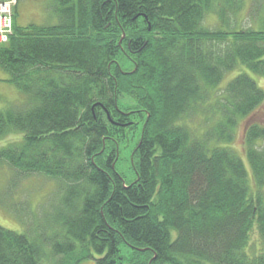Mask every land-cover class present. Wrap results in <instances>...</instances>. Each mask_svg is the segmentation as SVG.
Wrapping results in <instances>:
<instances>
[{
    "label": "trees",
    "instance_id": "obj_1",
    "mask_svg": "<svg viewBox=\"0 0 264 264\" xmlns=\"http://www.w3.org/2000/svg\"><path fill=\"white\" fill-rule=\"evenodd\" d=\"M245 2L56 0L57 24L24 28L15 8L0 68L23 102L0 110V139H23L0 149V169L59 180L50 221L61 231L0 225V264H43L61 253V264H117L125 244L156 256L155 264H264V251L246 253L254 227L264 242V149L253 147L264 127L247 132L255 193L243 159L210 146L262 104L263 90L247 73L234 78L218 100L223 120L202 140L179 123L238 65L264 76V32L236 30ZM213 14L217 30L205 23ZM121 55L132 71L122 70ZM122 92L137 98L144 118L133 184L113 168L111 145L117 149L135 115L120 111Z\"/></svg>",
    "mask_w": 264,
    "mask_h": 264
},
{
    "label": "rangeland",
    "instance_id": "obj_2",
    "mask_svg": "<svg viewBox=\"0 0 264 264\" xmlns=\"http://www.w3.org/2000/svg\"><path fill=\"white\" fill-rule=\"evenodd\" d=\"M55 7L56 0H18L15 24L22 28L33 23L38 25L57 24L58 19ZM235 22L239 24L236 30L253 29L259 31V33L264 32V0H246ZM205 23L212 30L218 29V17L215 14L207 16ZM117 60L120 62L124 72L133 70V65L128 57L121 55ZM238 66L234 71L226 73L215 88L210 89V93L204 102H200L191 111L190 115L180 120L179 123L186 125L196 135V139L202 140L204 138L203 134L216 130L219 121L223 120V116L219 114L217 107L219 104L218 100L223 97L226 86L234 78L247 73L257 82L264 93V76L251 73L244 66ZM8 79L9 75L0 68V110L10 106H18L23 102L22 96L20 97L18 90L8 82ZM117 102L122 113L127 114L125 112L131 110L132 112L130 113H135V115L132 117V121L125 125L129 127H124L125 130L121 131L124 134V138L117 137L119 139L117 149L111 145L117 151L113 153L115 158L113 168L126 183L133 184L137 181L136 164L138 160L135 159L137 157L135 152L140 143L144 125V118L139 116V110L142 105L135 96H130L128 93L123 92L118 95ZM113 120V123L120 121V119L116 118ZM133 124H136V126L132 127ZM255 125L264 127V100L253 113L247 116H238L234 119V124L230 126V134L224 136V139L221 137L219 140H214L210 145L211 148L217 144L221 147L230 148L243 159L249 175V185L254 193L257 191V186L247 156V144L250 140H248L247 132ZM22 139L23 134L21 133L7 135L5 138L0 139V149ZM255 140L253 147L264 149V136ZM108 147V150L112 151L109 144ZM105 148L104 146V150ZM109 151L105 155L106 158L111 154ZM60 190L59 180L54 177L39 172L21 175L18 174V171L5 165L0 169V225L21 234L37 235L45 233V235L49 236L53 230L57 234V231H61L59 228L61 224L57 220H54V224H52L50 218L53 215L54 217L57 216L59 202L62 198ZM16 211L17 213H15ZM173 235L175 236V232ZM263 251L264 242L257 228L254 227L250 234V242L246 248V253L252 258ZM140 255H143L142 258ZM64 256L63 253L54 255L50 260L44 261L43 264H61L65 260ZM134 259H137L136 263L140 264L142 262L149 264L152 260L148 254L142 253V249H139V247L131 244L122 245L117 264L133 263ZM81 264L95 263L91 260H85Z\"/></svg>",
    "mask_w": 264,
    "mask_h": 264
},
{
    "label": "built area",
    "instance_id": "obj_3",
    "mask_svg": "<svg viewBox=\"0 0 264 264\" xmlns=\"http://www.w3.org/2000/svg\"><path fill=\"white\" fill-rule=\"evenodd\" d=\"M16 0H0V44H6L13 34L12 16Z\"/></svg>",
    "mask_w": 264,
    "mask_h": 264
},
{
    "label": "flooded vegetation",
    "instance_id": "obj_4",
    "mask_svg": "<svg viewBox=\"0 0 264 264\" xmlns=\"http://www.w3.org/2000/svg\"><path fill=\"white\" fill-rule=\"evenodd\" d=\"M155 258H156V256H155L154 258H152V260H151V262H150L149 264H155V263H158V262L153 263ZM163 264H166V263H163Z\"/></svg>",
    "mask_w": 264,
    "mask_h": 264
},
{
    "label": "water",
    "instance_id": "obj_5",
    "mask_svg": "<svg viewBox=\"0 0 264 264\" xmlns=\"http://www.w3.org/2000/svg\"><path fill=\"white\" fill-rule=\"evenodd\" d=\"M110 118V117H109ZM111 120V119H110ZM113 122V121H112Z\"/></svg>",
    "mask_w": 264,
    "mask_h": 264
}]
</instances>
